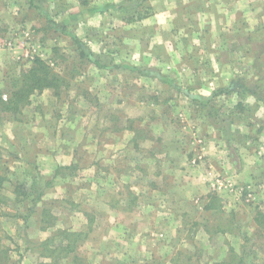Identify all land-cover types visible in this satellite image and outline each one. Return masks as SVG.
Returning a JSON list of instances; mask_svg holds the SVG:
<instances>
[{"label":"rangeland","instance_id":"1","mask_svg":"<svg viewBox=\"0 0 264 264\" xmlns=\"http://www.w3.org/2000/svg\"><path fill=\"white\" fill-rule=\"evenodd\" d=\"M84 1L0 0V237L10 254L23 256V264L46 262L40 242L57 227L87 230L84 212L92 210V230L78 249L87 264H174L173 257L177 264H223L232 251L245 255V264H264V225L256 220L264 219V108L249 95L264 88V26L234 55L250 76L234 78L239 95H219L203 107L153 75L162 68L145 58L146 39L137 46L121 23L130 11L108 8L111 22L92 28ZM62 26L108 65L132 64L147 74L86 62ZM27 52L59 62L71 85L60 95L35 92L19 112L5 109L15 80L34 60ZM239 100L245 110L235 108ZM130 118H139L142 151L133 144L136 130L112 132ZM72 162L77 169L55 174ZM16 183L26 190L20 196ZM33 184L45 194L29 211ZM121 191H133L141 205L117 209L111 202ZM45 213L54 227L44 228ZM195 221L201 224L192 230Z\"/></svg>","mask_w":264,"mask_h":264},{"label":"crops","instance_id":"2","mask_svg":"<svg viewBox=\"0 0 264 264\" xmlns=\"http://www.w3.org/2000/svg\"><path fill=\"white\" fill-rule=\"evenodd\" d=\"M85 1L90 9L86 24L96 25L92 28L107 27L112 19L107 17L108 8L119 13L130 11L127 16L118 17L122 18L124 27L132 29L131 40L139 46L146 39L147 50L143 53L148 56L145 58H150V65L162 68L160 72L170 80L166 84L171 90H180L189 103L193 96H209L219 87H229L232 94L239 95L233 88L234 78L248 76L249 72L245 74L243 69L237 68L234 55L238 45L245 50V44L250 42L248 37L264 26V0ZM252 13L255 14L252 16ZM243 31L246 38L237 35ZM263 36L264 31L259 37ZM158 47L166 52L159 55ZM175 76L183 78L186 85L177 83ZM157 80L160 82L159 78ZM262 92L264 89H252L249 95L257 100L255 93Z\"/></svg>","mask_w":264,"mask_h":264},{"label":"trees","instance_id":"3","mask_svg":"<svg viewBox=\"0 0 264 264\" xmlns=\"http://www.w3.org/2000/svg\"><path fill=\"white\" fill-rule=\"evenodd\" d=\"M30 2L35 6V0H30ZM61 29L64 33H67L72 37L74 43L77 45V49L79 51V57L84 59L86 62L94 65L95 67L101 69H107L110 67H117V68L124 67L131 71L142 73L143 75L147 74L146 70L132 64H115L114 66L108 65L106 63V60L98 56V54L95 51H93L87 45V43L84 42V40H82V38H80L74 32L68 30L67 26H62ZM58 63L59 62H57L52 58L48 60L40 55L35 56L34 60L32 61V64L29 67L23 69L21 76L15 80L14 88L11 92V96L7 102L3 103V107L5 109L15 110L16 112H19L22 106L30 102V97L35 92L39 93L45 89H51L54 91L55 94L60 95L63 86H65V88H69L71 85L70 81L68 80L67 75H63L61 71L57 70L59 66ZM154 76L159 78L163 82L166 81L168 83L170 82V80L167 78V76H165V74L158 73L157 75L155 74ZM229 93H231V89L223 87L213 91L210 96H202V95L193 96L192 101L194 103L204 102L201 104L203 107L211 106V105L213 106L212 101L215 100V98H217L219 95L221 96ZM187 95L189 96L190 94ZM255 95L258 102L262 101L264 103V94L258 95L257 93H255ZM90 98L92 100H98L96 96ZM244 105H245L244 102L239 100L235 108H240L239 110H245ZM216 114L219 115V111H217ZM138 119L139 118H130L128 120L129 125H120L117 128L113 129L112 132L123 131L125 129L136 130L135 133H137V136H134L133 144L136 149L138 150L140 149V151H142L143 148H141V144L139 143V140L143 139L144 136L139 131L141 130L140 126L139 127L137 126V128L135 127L138 123L137 122ZM77 168L78 166L76 162H72L70 164L58 166L56 168L55 174H59V172H61L63 169L74 170ZM3 179L4 177L0 176V183L2 182L1 180ZM29 188L33 192L36 191V196L32 199L33 206L31 207L29 206V211L30 210L32 211L33 207L36 206L41 201L42 197L45 194V191H43L42 188H38L35 184H33ZM21 190L26 191L25 189L22 188V183H16V188L14 187V193L17 192L20 196ZM249 191L250 189L247 188L246 194H248ZM23 194H27V192H23ZM112 203L113 206L115 203L119 204L120 208L118 207L116 208L123 211L124 210L133 211L136 206L141 205V202L139 201V196L135 194L133 191H128V192L121 191L119 197H113L111 204ZM214 206L215 205L213 204V202L212 203L208 202L206 204L207 208H214ZM84 213L88 217L89 224L87 226V230L79 231L70 228L57 227L56 230L51 235H49L45 240L40 242L39 246L40 248H42L41 257L48 259L46 262H41L40 264H58L59 259L67 258L69 256H72L73 259L69 260V262L66 264H75V262H78L79 264H87L84 261V258L79 255L78 249L80 248L81 244L85 241V239L89 236V232L92 230L91 229L92 223L95 220L96 214L92 210L86 211ZM27 215L28 214L25 215V218H27ZM51 215H52L51 213L50 214L45 213L43 222L47 224L44 226V228H51L55 226L54 219L52 218ZM256 220L258 221V223L264 225V219H262V217L260 218L257 216ZM200 224L201 222L195 221L192 224L191 229L193 230L195 226ZM22 257L23 256L19 257L18 259H14V257L10 254V248L7 247L2 242V239L0 237V264H23ZM172 261L174 264H177L175 257L172 258ZM245 262H246L245 255L239 254L237 251H232L228 259L225 262H223V264H245Z\"/></svg>","mask_w":264,"mask_h":264},{"label":"built area","instance_id":"4","mask_svg":"<svg viewBox=\"0 0 264 264\" xmlns=\"http://www.w3.org/2000/svg\"><path fill=\"white\" fill-rule=\"evenodd\" d=\"M28 53V52H27ZM28 55H31L30 57H33V58H35V56H37V55H40L41 56V54H34V53H28ZM28 55H26V56H28ZM220 182H221V184L220 185H223V181H221V180H219ZM216 183H214L213 185H215ZM219 185V184H218ZM234 187V186H233ZM248 189H250V191L248 192V194H247V196L248 197H252V191H251V188H248Z\"/></svg>","mask_w":264,"mask_h":264}]
</instances>
